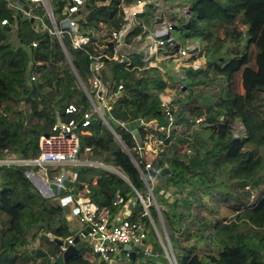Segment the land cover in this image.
<instances>
[{
    "label": "trees",
    "instance_id": "16d2710c",
    "mask_svg": "<svg viewBox=\"0 0 264 264\" xmlns=\"http://www.w3.org/2000/svg\"><path fill=\"white\" fill-rule=\"evenodd\" d=\"M48 1L60 28L71 0ZM134 1L122 3L130 5ZM120 4L121 0H83L79 15L75 16L76 24L90 40L74 49L68 35L63 34V50L55 35L47 30L51 31L49 23L47 29L43 25L34 28L25 13L20 18L18 37L17 11L0 0V160L35 159L39 155V137L50 134L56 117L61 121L67 119V104L74 103L80 109L74 116L76 120L90 110L85 93L95 100L90 84V57L103 52L112 54L110 35L121 19ZM148 12L149 7L140 16L146 17ZM188 15V20L176 19L172 26L184 41L194 38L200 44L191 60L203 58L198 69L185 70L183 99L174 100L180 105L174 114L176 124H182L186 116L192 121L188 133L191 152L180 155L176 151L178 145L189 141L174 136L173 131L154 158L150 171L155 175L149 178L150 171L145 170L148 158L138 155L134 140L144 139L148 131L137 127L134 121L156 120L160 127L167 125L160 105V94L167 82L162 80L159 69L147 68L141 52L129 54L122 64L106 60L98 74L107 88L106 120L126 151L120 143L112 144L111 131L93 115L89 127L80 129L79 156L86 154L84 148H90L91 153L86 154L90 161L100 159L116 168L130 185L103 168L79 165L69 169L77 174L70 194L83 196L99 209L109 210L112 216L134 202L127 218L143 223L147 231L145 243L151 246L153 254L160 253L161 247L154 240L151 221L158 228L160 215L177 264H264V111L257 106L264 99V0H194ZM239 15L243 30L234 26ZM32 16L46 20L43 9L40 15ZM3 20L7 25H1ZM220 31L223 37L219 36ZM138 33L135 29L128 39ZM13 36L16 43L11 42ZM32 44L36 46L33 48ZM183 45H174L172 52L186 46ZM119 86L120 93L114 97ZM195 118H202L198 129L193 127ZM120 122L128 126L122 128ZM237 123L244 128L240 137L233 135ZM133 129L136 135L132 134ZM30 167L0 165V264H44L30 256L27 248L38 244L37 248L53 260L62 253L56 239L64 241L74 236L67 226V205L45 196L34 185L27 175ZM162 169H167L168 174L158 177L156 171ZM53 173L54 170L49 171L51 177ZM141 173L158 206V210L148 206L149 217L135 193L146 196ZM95 175V185H89V179ZM153 181H165L157 192L169 193L167 197L154 194ZM220 185L247 187L253 190L254 200L245 203L241 197L231 195L218 200L234 218L205 226L204 232L216 248L213 254L201 256L197 249V243L203 240L201 235H195L192 244L183 248L172 232L182 230L183 223L191 218L193 200L198 207L204 198L215 201L216 187ZM176 194L180 201L169 203L166 198ZM117 195L122 203L115 206ZM186 237L190 239L189 234ZM81 243L78 253L63 264H93L86 258L92 254L91 247L87 242ZM136 259V254L132 259L127 256L125 263L135 264Z\"/></svg>",
    "mask_w": 264,
    "mask_h": 264
},
{
    "label": "built area",
    "instance_id": "2783aa9c",
    "mask_svg": "<svg viewBox=\"0 0 264 264\" xmlns=\"http://www.w3.org/2000/svg\"><path fill=\"white\" fill-rule=\"evenodd\" d=\"M10 8L23 9V5H40L47 14V17L52 12L51 6L48 0H5ZM123 0H121V19L118 24V27L111 32L110 41L112 42V54L109 56L107 53H100L99 55L90 57V71L93 73V77L90 79L91 89L95 94V100L93 101L90 95L87 93V97L90 101V110H87L82 113L79 120L75 119V115L79 114L80 109L74 104L69 103L64 108V115L67 117L66 120L61 121L59 119V124L54 125L51 129L49 135H42L38 139V149L39 155L32 160H19L16 157H7L4 160H0V165H24L38 167L41 171L35 176H38V180L42 183L43 186L52 185L56 190L63 192L58 198V202L62 206H66L70 203L74 205L72 210V216H75L79 223L81 224V230L84 227H89L90 231L87 233L88 242L92 245V254L97 257L98 264H120V261L123 257V252L125 256H128V253L123 251L124 246H130L134 251L135 248H139L142 242L147 237V231L140 220L131 221L128 219L130 211L125 212V216L120 220H114L107 209H99L95 204L87 201L83 196L77 195L73 197L70 194V187L66 188L64 186V181L68 180L69 185L71 186L77 180V174L70 170L66 172L64 167L74 168L79 165H88L91 166L93 162L85 160L82 162L79 157L80 145H79V132L80 129L88 128L93 115H96L102 124H104L108 129V122L106 120V115L108 113V104L106 97L107 88L103 85L102 80L99 78L98 74L102 68L104 61L110 60L117 64H122L124 60L128 57L129 54L134 52L142 51L143 61L147 63V68H157L160 71L167 73L168 68L162 67L158 68L159 59L162 58L163 61L173 60L180 66L188 67L185 69H198L201 65V58L197 57L191 60L192 54L197 55V52L190 53L195 46H190L194 44H189L184 47H180L177 52H172V49L175 44L168 43V41L158 40V37L169 34L172 31V22L165 20V15L168 13V9L158 8L159 5L156 0H135L130 5H124ZM83 6V0H71V5L65 10V18L61 22L60 28L54 30V33L61 39L63 34L68 35L70 38L71 45L74 49H80L83 45L87 44L90 40V37L83 34L79 27L76 24L77 18L76 15H79V10ZM152 6L160 10V15L156 16L152 10ZM149 7L148 16L142 17L145 10ZM30 8V7H29ZM161 16V17H160ZM157 18V19H156ZM157 20H161L160 23H157ZM41 23L46 28L44 20H41ZM2 26L7 25L6 20L1 22ZM47 29V28H46ZM138 29L139 33L133 36L130 40L128 39L129 35L135 30ZM49 32L53 30L48 28ZM53 34V33H52ZM54 35V34H53ZM145 41V50L140 49L137 44L140 41ZM167 42V43H166ZM36 44H32L34 48ZM166 47L169 50L165 51L163 48ZM161 50L163 53H161ZM165 52V53H164ZM189 61H188V60ZM191 60V61H190ZM183 61V64H182ZM168 67V66H167ZM178 70L177 68L173 69ZM33 79V78H32ZM184 76L179 80H183ZM166 81V80H165ZM171 88L166 87L164 91L160 94V105L162 112L166 119L167 125L160 127L156 120H145L138 119L134 121L137 127H141L148 131L144 139L135 138V150L140 157L148 158V161L145 164V170L150 171L152 162L154 158L158 155V152L162 151V146L167 139L172 137V132L176 128H187L192 123L191 119L186 116L187 125L176 124L175 112H177V106L174 103L175 99L181 98V90L183 85L180 81L174 83ZM178 84V85H176ZM121 86L118 87L117 92L114 94V97L117 96L120 92ZM176 92L178 93L176 95ZM194 128L202 122V118H195L193 120ZM80 127L77 131L78 124ZM118 125L122 128L127 127V123L120 122ZM152 126H155L152 128ZM152 128L153 131H149ZM57 130L56 134L52 132ZM133 135H136L137 131L135 129L131 130ZM155 132L163 135L162 138L156 136ZM244 132V128L240 123H237L234 127L233 135L235 137H240ZM113 137L119 141L118 137L111 131ZM81 134H86L81 132ZM86 154L91 153V149L86 147L84 148ZM191 150H187V153H190ZM99 166L103 165L101 162L98 163ZM102 167V166H101ZM58 170L54 176H49V169ZM160 171H156V174H159ZM34 174V173H32ZM142 174V173H141ZM31 176V175H30ZM37 178V177H36ZM151 179V176L149 175ZM141 179L143 180L148 194L144 197L141 196L137 191H135L138 200L142 203L145 210V215L149 217L147 212L148 206L152 205L158 210V206L153 194L152 189L149 187L145 175L142 174ZM146 181V182H145ZM87 186V184H86ZM248 190V188H246ZM252 198V196H251ZM122 199L117 195L114 201V205H120ZM134 203L131 205V207ZM159 219L160 215H159ZM152 223V221H151ZM153 226V224H152ZM81 230L77 233H81ZM73 236L67 238L63 241V245L60 247L63 252L67 246L73 245ZM164 253L169 261V264H177L175 256L171 247H166L164 245ZM151 246L145 244L144 254L151 253Z\"/></svg>",
    "mask_w": 264,
    "mask_h": 264
},
{
    "label": "rangeland",
    "instance_id": "374dc122",
    "mask_svg": "<svg viewBox=\"0 0 264 264\" xmlns=\"http://www.w3.org/2000/svg\"><path fill=\"white\" fill-rule=\"evenodd\" d=\"M156 1L159 4L157 7L162 9V11L164 10V8L168 9L167 15H165V17H163V18H165V20L173 23V21H176V19L179 20L180 18L182 20L183 19L184 20H188V17H189V15H188L189 5L194 0H156ZM29 7H30V13L29 14L26 13L25 15L31 19L33 27L34 28H38L39 26H42L43 24L41 23V20H44V19H41L40 17H37V16H32V15H36V14L40 15V13H41V11L43 9L42 6H40V5H30ZM151 8H152V10H153V12H154V14L156 16L160 15V10L159 9H157L154 6H152ZM43 11H44V9H43ZM44 13L46 15V20L44 21V24L46 26H48L47 24L49 23V27H51V24H50V21H49V19L47 17V14H46L45 11H44ZM234 26L238 30H243L244 29L242 16H240V15L238 16L236 22L234 23ZM42 27H43V29H45L44 26H42ZM221 34L222 33L220 31L219 32V36L223 37ZM170 39L174 40L175 41V45H178V46H182L184 44V42H185L186 45H189L191 43H193L194 45H190V46H195L196 45V41L193 40L194 38H189V39L184 41L182 39L181 34L177 30H172L171 31ZM11 42L16 43V39H15L14 36L11 38ZM145 44L146 43L143 40V41H140L137 44V46L140 49H144L145 50V48H144ZM168 50L169 49H167L166 51H168ZM138 52L142 53V51H138ZM142 57L144 58L145 56H143V54H142ZM182 64H183V61H182ZM168 65L169 66H168L167 73L164 72V71H161V74H160L162 80H164V81L166 80L167 87L171 88L173 85H175L174 83H177V81H180L183 84V80H179V79L184 76L185 70H183V69L188 68V67H184L183 68L182 66H180L179 64H177L173 60L168 62ZM175 68H177L178 70L177 71L176 70L173 71V69H175ZM160 69H162V68H160ZM235 81H238V76H236ZM176 85H178V84H176ZM236 87H237V91H240V89H241L240 86L238 85ZM202 89L207 91V92H210V90H208V88H203L202 87ZM182 90H184V88H182ZM177 94L178 93L176 92V95ZM182 97H183V95H182ZM180 99H183V98H180ZM175 105L177 106V111H179L180 110L179 103H176ZM260 105H264V99L262 101H259L258 104H257V106H259L261 108V110L264 111V106L261 107ZM187 118L185 117V119H182V121H181L182 125H184V126L187 125V121H185ZM178 119L179 118H177V120ZM154 127L155 126H152V128H154ZM152 128L149 131H153ZM195 128L198 129L199 125L195 126ZM190 131H191L190 127L183 128V129L181 127L180 129L176 128L174 130V133H175L174 136L180 135V136L184 137V139L189 141L188 144L178 145L176 151L178 153H180V155H182L184 153L187 154V150L191 149V145H190V144H192V141H190L191 140V135L188 134ZM192 140H193V138H192ZM116 142L119 143L118 140L113 138L112 144H116ZM79 157H80V160L82 162H84L85 160L89 159L88 156L86 154H84V153L81 156H79ZM93 161L99 163L101 160L100 159H94ZM95 162L92 163V165H91L92 167L97 166V164H95ZM30 168L31 169H29V171H31V173H34V174L35 173L38 174L41 171V169L38 168V167H32L31 166ZM69 169H71V168L70 167H64V170L66 172H69L70 171ZM112 173L116 174V173H120V172L116 168H113ZM37 179H38V177H37ZM33 182H34V180H33ZM164 182L165 181H153V183L151 185L153 187H156V189H154V194L158 193L157 189L159 187H161ZM38 188L41 189L40 187H38ZM41 192H43L42 189H41ZM144 194L145 195L148 194L147 190L144 192ZM168 194H163V193L160 192V193H158V196L161 197V195H162L163 197H167ZM225 195L238 196V197H241L242 200L245 203H249V202H252L254 200V198L253 197L251 198V196L255 195V194L253 193V190H251V189L250 190H245L244 188L240 187L239 185H234L232 187H226V186L220 185V186L216 187V199H217V201H216V199H215V202H214V200H212V199L210 200V199H205L204 198L203 199V203H201L202 205H200V207H198L196 205V201L193 200V202L191 204L192 205L191 209L193 208L192 211H191V218L188 219V221L183 223L182 230L180 229L179 231L176 230V231L172 232V235L175 238L178 239L181 247H183V248L189 247L192 244V240L191 239L193 237H195V235H201L202 237L206 238L205 240H207V242L205 244V249H203V250H205V253H210V252L213 253L215 251L216 245L212 241L211 242L209 241V239L206 236V232H204V228H205V226H209L210 223H212V222H214L216 220L229 221V220H232L234 218L233 217L234 216L233 213L230 212L228 209H226V205L225 204H222V203L219 204L218 203V200L224 198ZM179 198H180L179 195L176 194L173 197H169V198H166V199H169L168 200L169 203H171V202L173 203L174 200L175 201H180V200H178ZM132 203H134V202H132ZM71 206H72V204H68L69 208H71ZM160 222L158 220V228H156V226L153 227L152 223H151V226H152V229L154 230V236H155L154 240L161 247V252L159 253V251L158 252L156 251L157 254H153L152 252L151 253H147V254L143 253V256H139L140 255L139 251L137 250V248H135L134 252L137 255V259L135 260V264H169V261L167 260V258L165 256L164 248H163L164 245L166 246V243L164 241L163 231H165L166 234H167V231H166L165 225L163 224L161 219H160ZM69 223L71 225H73V226H77L78 225V222L75 219L72 220ZM189 223L192 224V226L187 227V224H189ZM196 227H197L198 230H196ZM161 228H163V231H162ZM188 234L190 235V239H188L186 237ZM33 246H31L29 248H33ZM89 246L91 247V250H92V245H89ZM29 248H27V249H29ZM199 250H202V249H199ZM122 255H123V257H122V259L120 261V264H126L125 263L126 262L125 253L123 252ZM93 264H98V262H93Z\"/></svg>",
    "mask_w": 264,
    "mask_h": 264
},
{
    "label": "water",
    "instance_id": "95a60500",
    "mask_svg": "<svg viewBox=\"0 0 264 264\" xmlns=\"http://www.w3.org/2000/svg\"><path fill=\"white\" fill-rule=\"evenodd\" d=\"M23 13H27V14L30 13V8H29V6L26 5V4L23 5V9H22V10H21V9H18V10H17V16H16V22H17V24H16V25H17L18 37H19V32H20V29H19V27H20V18H21V16H22ZM48 19H49V21H50L51 28H52V30H53L52 33L55 35V37H56L58 43L60 44V46L62 47V49L65 50L64 47H63L62 40H61V39H60V38L54 33V30L56 29V24H55V21H54L53 13H52V12H51L50 15L48 16ZM160 22H161V20H157V23H160ZM10 30H11V28H8V31H10ZM172 30H174V27L172 28ZM158 40H161V41H168V43L175 44V41L172 40V39H170V35H169V34H164V35L158 37ZM166 43H167V42H166ZM196 46H197V47H195L193 50L190 51L191 54H192V53H195V52H197V51L199 50V46H200V44H199V43H196ZM73 71H74V69H73ZM74 73H75V71H74ZM80 84H81V83H80ZM81 86H82L83 90L85 91L84 86H83L82 84H81ZM85 93L87 94L86 91H85ZM58 124H59V118L56 117L55 125L57 126ZM79 127H80V123L78 124L77 129H76L75 131H77V130L79 129ZM108 127H109V130H110V131H113L109 125H108ZM52 133H53V134H56V133H57V130L53 131ZM119 143H120L121 147L123 148V150L126 151V148L123 146V144H122L120 141H119ZM116 174H117L120 178H122L125 182H127V183L129 184L128 180L126 179V177H125L124 175H122V174H120V173H116ZM167 174H168V170H167V169H162V170L159 172L158 177H164V176L167 175ZM149 175H150L151 177H153V176L155 175V173H154L153 171H150V172H149ZM141 176H142V174H141ZM145 182H146V181H145ZM129 185H130V184H129ZM64 186H65L66 188H69V187H70V185H69V181H68V180H65V181H64ZM156 206H157V205H156ZM76 219H77V218H76ZM160 223H161V222H160ZM152 224H153V222H152ZM153 227H155L154 224H153ZM161 229H162V231H163V228H161ZM89 231H90L89 227H84V228H82L81 233H80L79 235H78V234H75V235L73 236V241H72V242H73V245L67 246L66 249H65V250H64L59 256H57V257H56L55 259H53V260L49 259L47 253H46L44 250L39 249V248H29V249L27 250V252H28V254H29L30 256H33L34 258L40 260V261H41L42 263H44V264H63V263L66 262L69 258L75 256V255L78 253V250H79V249L81 248V246H82L81 240H82L83 238H86V237H87V233H88ZM163 235H164V241H165V243H166V247H167V248H168V247H171V244H170V242H169L168 235L166 234L165 231H163ZM56 244H57L59 247H61V246L63 245V241H61V240H57V239H56ZM145 244H146V243H145V240H144V241L142 242V244L139 246L138 249H139L140 251L144 252ZM122 249H123V251H125V252L128 253V256H129L131 259L135 256V252L130 248V246H124ZM24 251H26V250H24Z\"/></svg>",
    "mask_w": 264,
    "mask_h": 264
},
{
    "label": "crops",
    "instance_id": "0c3cea01",
    "mask_svg": "<svg viewBox=\"0 0 264 264\" xmlns=\"http://www.w3.org/2000/svg\"><path fill=\"white\" fill-rule=\"evenodd\" d=\"M26 14V13H25ZM191 44H193V43H191ZM200 47L201 46H199V50H200ZM201 60H203V58H201ZM168 62H170L169 60L168 61H163L162 60V58L161 59H159V62H158V68H162V67H164V68H168L167 66H169L168 65ZM202 62V61H201ZM184 70H189V69H184ZM87 160H89V159H87ZM91 162H95V161H91ZM103 165H101V166H99L98 165V163L97 162H95V164H97V166H95V167H93V168H103L104 170H106V171H109V172H112V170H113V168L112 167H110V166H108V165H106L102 160L100 161ZM52 170H54L55 171V173H53L52 175L54 176L55 174H56V169H52ZM49 171H50V169H49ZM28 177H29V179L33 182V180H34V185L38 188V187H40L41 189H42V193L45 195V196H47V197H49V198H51L52 200H55V201H57L58 202V198L61 196V195H63V192L61 193L60 191H58V190H56V188H54V186H52V185H49V186H43L42 185V183L36 178V177H38V176H35L34 177V175H36V174H32L31 173V171H28ZM31 175V176H30ZM50 176V175H49ZM96 178H97V176L95 175V176H93V177H91L90 179H89V185H95V183H96ZM247 187H245V190H247L246 189ZM41 189H40V191H41ZM54 191V192H53ZM214 198H216V195L214 196ZM215 202V201H214ZM70 204H72V203H70ZM133 203H128V204H126L122 209H120L115 215H114V220H116V221H120L125 215V212H128V211H130L131 209H132V207H131V205H132ZM73 208H74V205L72 204V206H71V208H69L68 207V205H67V208H66V210L68 211V213H69V215L67 216V222H68V224H67V226H68V229H69V231H71L72 233H73V235H75V234H77L80 230H81V224L79 223V221H78V219H76V217L75 216H72V210H73ZM226 209H227V207H226ZM76 220L77 222H78V225L77 226H73V225H71L69 222H71L72 220ZM71 225V226H70ZM202 241L201 242H199V243H197V249H198V252H199V255H201V256H205V255H209V254H213V253H205V250H203V249H205V244H206V242H207V240H205L206 238H204V237H202ZM82 242H87L88 244H89V242H88V238H83L82 240H81ZM195 242V244H196V241H194ZM211 242V241H210ZM209 242V243H210ZM90 245V244H89ZM38 247V244H36V245H34L33 246V248H37ZM199 249H202V250H199ZM86 258H88L89 260H90V262L91 263H93V262H97V257L96 256H94V255H92V254H88L87 256H86ZM37 261L38 262H41L40 260H38L37 259Z\"/></svg>",
    "mask_w": 264,
    "mask_h": 264
}]
</instances>
